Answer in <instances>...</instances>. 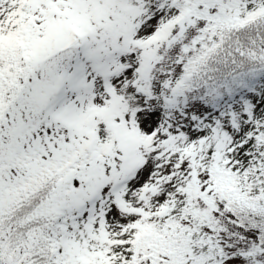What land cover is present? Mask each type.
<instances>
[{"label":"snow or ice","instance_id":"6c2138e0","mask_svg":"<svg viewBox=\"0 0 264 264\" xmlns=\"http://www.w3.org/2000/svg\"><path fill=\"white\" fill-rule=\"evenodd\" d=\"M0 264H264V0H0Z\"/></svg>","mask_w":264,"mask_h":264}]
</instances>
